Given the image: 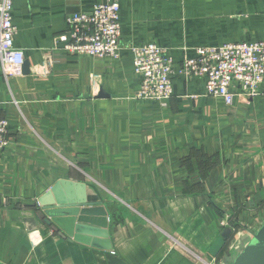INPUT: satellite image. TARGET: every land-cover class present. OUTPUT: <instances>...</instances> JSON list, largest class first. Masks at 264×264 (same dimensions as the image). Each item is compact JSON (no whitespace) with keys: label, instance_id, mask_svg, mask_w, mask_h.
I'll return each instance as SVG.
<instances>
[{"label":"crops","instance_id":"crops-1","mask_svg":"<svg viewBox=\"0 0 264 264\" xmlns=\"http://www.w3.org/2000/svg\"><path fill=\"white\" fill-rule=\"evenodd\" d=\"M108 1L118 59L55 44L68 16ZM12 15L30 74L0 70V264H231L264 224V87L251 99L233 84L228 106L176 75L167 103L141 99L130 47L166 49L178 69L198 48L264 41V0H13ZM60 180L108 209L110 250L34 229L25 213Z\"/></svg>","mask_w":264,"mask_h":264},{"label":"built area","instance_id":"built-area-1","mask_svg":"<svg viewBox=\"0 0 264 264\" xmlns=\"http://www.w3.org/2000/svg\"><path fill=\"white\" fill-rule=\"evenodd\" d=\"M13 0H0V70L4 77L14 75L25 63L22 50L15 47L18 33L13 22ZM69 35L55 39L71 54L90 55L96 59L120 57V5L117 1L101 2L91 13H77L67 17ZM134 55L136 74L141 78L138 98L167 103L173 94L176 75L206 80V95L220 98L226 105L234 103L233 84L241 94L251 99L263 94L264 41L230 43L219 47L198 48L194 58H185L178 69L173 58L155 44L130 47ZM10 145L9 123L0 119V154ZM229 218V217H228ZM228 227L230 221L221 223ZM233 227V226H232Z\"/></svg>","mask_w":264,"mask_h":264},{"label":"water","instance_id":"water-1","mask_svg":"<svg viewBox=\"0 0 264 264\" xmlns=\"http://www.w3.org/2000/svg\"><path fill=\"white\" fill-rule=\"evenodd\" d=\"M23 73L30 74L28 61L23 65ZM25 214L36 230L38 219L63 238L102 250L112 248L109 211L102 202L89 200L82 183L60 180ZM230 233L231 229H227L224 236ZM231 264H264V224Z\"/></svg>","mask_w":264,"mask_h":264}]
</instances>
